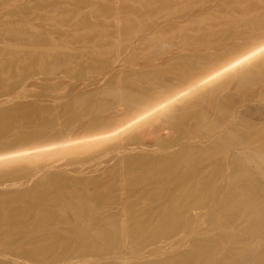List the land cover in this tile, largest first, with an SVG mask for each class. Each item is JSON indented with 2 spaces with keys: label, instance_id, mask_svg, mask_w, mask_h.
<instances>
[{
  "label": "bare ground",
  "instance_id": "bare-ground-1",
  "mask_svg": "<svg viewBox=\"0 0 264 264\" xmlns=\"http://www.w3.org/2000/svg\"><path fill=\"white\" fill-rule=\"evenodd\" d=\"M79 1L80 0L78 1L76 0V5L79 4L80 6L81 4L77 3ZM81 1L80 2L83 3L82 5H84V1H88V0H81ZM151 1L152 2H150L149 0L148 3V1L146 0L147 3L146 4L145 2L143 3V5L145 4L146 6L145 5H144L145 7L143 5L142 6L147 9L148 8L147 4L151 6L150 3H152L153 5L154 4L153 1L155 0H151ZM156 1L157 4L155 3L152 9H150L152 6L147 10H141L143 8H139L138 6L136 7V4L135 6H132V9L134 7L136 8L132 10L133 12H131V8L129 9L130 11L129 13L131 14L128 15L129 16L128 19H124L125 15L124 17L120 15L124 20H126V22L124 21L125 24L123 25H121V22H118L119 18L117 17L118 21L117 23H115L116 26L115 24L113 25L114 21L111 25L113 29L115 27L114 30L110 31V34L113 31V33L111 34L112 42L110 44L108 43L111 41L110 38H108L110 41H108L107 44H104L106 43L105 40L103 42L104 45H108V46H103V44L101 46L100 44L102 42L101 43L99 42L101 40L98 41V43H100L99 44L100 46L97 45V47L95 48L96 56H93L95 57L96 67L93 64L92 66L96 68L98 72L95 71V73L96 72L99 73L100 77L95 82L96 85H92V86H96L94 89H92V92L88 93L87 91L88 94L85 93L86 96L84 97L81 96L82 97L81 98L78 97L77 95V97L76 98L74 97L73 100L71 99L69 103L67 104L64 103V105L60 107L59 113L57 112L58 110L56 111V109H55V113L52 112L50 113L49 111L51 110L41 112L38 110L36 106H35L36 108L35 110L30 109L23 111V109L27 108L25 107L21 111L14 110V111H7L0 113V136L4 137V135L11 133V131L12 133L10 135H12L15 132H18L16 130L18 129L20 130L21 128L28 129L25 132L22 131V133H15L13 135V138H15V140L22 141V144L20 146L14 147L12 149H5L0 151V187L3 186V184L13 182L15 179H18L20 176L25 175L27 170L39 169L48 166L47 163L49 162L53 164V163L62 162L64 160H68L70 163H73L74 165V163L78 161L79 156L81 155L91 156L100 153L99 155L101 156L102 154H105L109 151H114L119 154H122V157H120L122 159L120 162H118V166L114 170V173L116 172V174L118 175L117 176L118 180L117 181L115 180L116 182L114 181L116 184L118 183L117 187L115 188H119L117 191L114 192H119L120 190L121 192L125 190L127 192L128 188L136 189V188H147V187L149 189L151 187L154 189L155 187V190H157L156 188L160 189L161 183L165 184V189H166L165 192L167 190H171V191L170 192L167 191L168 194L166 192L167 194V196L165 195L166 197L161 196L162 198L159 200V202L160 201L162 202H160L161 203L160 206L158 205L159 208H155L157 210L154 209L151 210V208L146 207L150 209V213L147 212L148 210L146 211V215L148 213L150 215V216L148 215L149 217L147 218L135 219L137 218V217L134 218L136 213L135 215L132 213L135 211L134 207H133L134 211L128 208L125 210V212L121 210L122 213H124L121 215L125 217L123 219H125L124 221H126L127 224H129V226L126 228L124 225L125 222H123L121 223V225L123 226L118 227L117 226L118 222L116 223L117 218L115 219L114 216H112V218L114 219L112 218L109 219L107 217H109L110 215L108 216L107 214L106 217L103 215L105 219L106 218L107 219L102 220L103 218L100 217L102 215H98L99 205H97L96 202L98 201L99 198L97 199L96 197L94 196L92 197L91 195L87 196L86 198H79L80 195H79L78 185L75 186V188L73 189H68L70 185H68V183L66 182L67 180L65 181L59 176H50L46 174L37 182V184L35 181L33 182L35 183L33 185L35 186V188L33 189V187L31 186L32 190L29 192H13V193L0 195V235H3L5 240H10L18 236L23 237L22 235L24 233H28L29 226H33L34 228H36V231L39 232L38 228L45 227L48 224H51L56 219H61V220H66L72 225L71 233L77 235V240H76V242L78 241L77 243L81 242L82 244L90 246L92 249L95 250H98V248H104L108 251L116 252L119 251L121 248L122 249L125 248L129 242L128 241L129 239L134 237L142 238L145 232L146 233L152 232V234L150 235L155 236V234L158 233L161 235V233L164 234L167 233L168 231L170 232L172 230L180 228L181 226H183V224L186 223V222L184 223L185 220L184 211L187 208L189 209V207L192 205L198 206L202 204V202H205L206 201L205 199H207V197L209 198V195H211L212 192L214 191L219 192L218 190H224V189L227 190V192L231 190V193L234 191V196L232 194L233 197H229L231 196L230 195L231 193L229 195L227 194L229 198H235L236 196L235 194L239 195L240 193H244V192L249 193L251 192L250 190H252L254 187L256 188L254 190L258 191L255 184L257 181H259V179L257 180V177L260 176V178L261 177L264 178V0H162V1L156 0ZM123 2L125 3V1ZM127 4L125 5L127 6ZM76 5L74 8H76ZM100 5H98V8L101 7ZM104 5L102 8L105 9L107 6L105 5L106 6L105 7ZM85 6L87 7V5ZM129 6H131V3ZM109 7L107 8L109 9ZM104 9L101 11H104ZM72 11L73 9L71 10V12ZM76 11H78V13L80 12V10L78 9L75 10V12ZM110 11L112 13L116 12L113 11V9H110L108 13ZM117 11H119V9ZM75 12H73L74 13L73 15L77 14V12L76 13ZM119 12H117L118 16L120 14ZM105 13H107L106 10ZM122 13L123 12L121 11V14ZM23 15H25V13ZM86 18H88V16H86ZM59 22L61 21L59 20ZM84 23L87 25L86 22ZM87 26H88L87 28H91V26L90 27L89 25ZM14 30L15 29L10 30L11 35L20 34L15 32ZM108 30L106 31L103 29L104 33L105 31L108 32ZM97 33L99 32L97 31ZM97 33H94L95 37L96 36L100 37V35H96ZM100 34L102 33L100 32ZM21 36H23V34ZM28 36L30 38L31 34ZM83 36H85L84 33ZM103 36L104 35H102V37ZM34 37L36 38L37 35ZM84 38L85 39L81 37L83 41L84 40L86 41L87 37ZM12 40L13 39L11 38V41ZM42 51L44 53L41 54L40 52V55H37L38 57L37 56L35 57L36 54L33 55L34 58H31V60L33 59L36 62L38 61L43 62L46 55H49L50 53L56 54V52H58L56 51V49L51 50L49 54H46L45 50ZM1 52L2 51H0V53ZM5 53H7L8 55H12L8 57V59H5L6 60L5 65H9L11 67L14 65L13 67H15V63H17V58L15 53H19V51L13 48H6ZM0 56H2V54H0ZM69 57L72 58L71 55ZM88 57L91 58L90 56ZM4 58L5 57L1 59L4 60ZM53 58L55 57L53 56ZM57 60L55 59V62H57L56 64L58 65L60 62V69L61 67L64 66L65 63L68 62L67 63L68 65L71 63V62L69 63L70 59L66 60L67 62H65L64 61L65 58H64L63 61L65 63H62L63 61L61 62V60L59 61V59ZM55 62L54 64L53 63L51 64L54 66L56 65ZM61 63L63 66H61ZM68 65L66 66L65 64L66 67H63L66 68V71L67 68H69L70 66ZM29 66H30L29 69H32L31 67L32 65ZM37 66H39V63ZM83 66L85 65H82V67ZM93 67L90 68L92 70L93 69L95 70V68ZM55 69L57 70L59 69V67L56 68L55 66ZM55 69H53L54 70L52 71L53 73L56 71ZM60 69L59 72L58 70L57 72H55L54 74L55 76H57V74L60 73V71H62ZM6 70L7 69L5 68L4 71ZM72 71L73 70L67 71L66 73L69 72L70 74V72ZM42 72L44 73V70ZM95 73L93 72V74ZM45 75H51V74L48 73ZM61 75L59 77H62ZM63 75L66 74L63 73ZM71 75L73 76L74 74L71 73ZM67 76L65 77L68 78ZM57 78L56 80H58ZM5 79L6 78H4V80ZM42 79L44 81V79L47 80L48 78H42ZM42 79L40 78V80ZM69 82H66V84ZM3 83L5 82L3 81ZM38 84H40V82ZM5 86L8 88L7 84ZM28 86L30 87V85ZM74 89H76V87ZM12 92L14 93L16 91H12ZM58 95L59 94H57L55 97L58 98ZM55 97L53 96V98ZM66 97L67 95L65 96V98ZM60 99L62 100V98ZM42 100L43 99L41 98L40 101ZM51 102L53 104V101ZM14 104H12V106ZM81 114L82 115L89 114L87 116H91L90 119H88L89 121L86 119L88 123L84 122L86 126L83 123H81L82 121L80 122L85 126L83 127V129L82 127H79L81 124L79 126L77 125V123H79V115ZM58 117L62 120V122L59 121ZM79 128L82 130H80ZM50 133H53L54 135L49 136ZM43 136H48V137L40 142L28 143V141L30 140H38L40 137L43 138ZM8 137L11 138V136ZM4 138H6V136ZM20 160L26 161L28 163L25 164H21L20 162L17 163L18 165H22V167L17 169L16 168L14 169L13 168L14 166H11L14 164L6 165L8 163L10 164L11 162L20 161ZM108 162L109 161L107 160L106 163ZM63 165H65L64 167H66L65 163H63ZM95 165H97V163ZM105 166H108V164ZM97 168L99 169V167ZM84 169H88V168H84ZM108 169L110 170V168ZM112 169L110 171H112ZM107 170L105 171L108 172ZM78 171L79 170H77V172ZM102 171L103 170H101L100 172L103 173ZM81 172L79 171V173ZM107 174L108 173H106V175ZM96 175L98 174L96 173ZM30 176H34V175H30ZM111 176H107V177H111ZM114 178L116 179V177ZM19 182L21 181H18V184ZM27 182H30V180ZM91 182L93 181L91 180ZM114 182H112V186L108 183L109 184L108 187L110 186L113 187L115 184ZM8 185L11 186V184ZM103 187L105 188V186ZM80 189H82V187ZM113 190L116 189H112V190L110 189L111 192ZM147 191H149L148 193L150 194L152 193V191L150 190ZM138 192H136V194ZM123 193L124 192H122V195ZM148 193L145 194L147 195ZM157 193L156 194L154 193L152 202L154 201L155 198L159 197V196L155 197ZM160 193L161 195H164L163 189L162 191L160 190ZM119 194H120L119 196H121V193ZM125 194L126 193H124V195ZM213 194L211 196H214ZM109 195L110 194H108V196L107 195L105 196H107L108 198ZM124 195L122 198L127 196ZM110 197L112 198V196ZM145 198L151 199L152 196ZM229 198L227 200H229ZM113 199L114 198L112 199L108 198V200L110 201ZM245 200L246 197L244 199V202H246ZM252 200L254 199L252 198ZM230 201L231 199L229 200V202L226 201V203H230L233 205V203L235 202V201L232 202L233 201L232 200L231 203ZM153 203H155V201ZM239 203L241 202L239 201ZM115 204L114 206L112 205L111 206L116 207ZM243 204L244 203H242V206ZM249 205L247 207H249ZM254 205H252L253 210L251 208V216L254 217L249 216L248 218H252V219L255 218L256 220L255 223L257 222L256 224L258 226V224L263 222L264 220V208L260 209L259 206L262 205L260 204L258 205L260 209L259 210L258 208H254ZM122 208L125 209L124 207ZM139 209L140 208H138V210ZM113 210L116 211V209ZM227 211H229V209ZM139 214H141V212ZM220 215L221 217H223L222 214H219V217ZM137 216L139 217L140 215ZM216 217L219 219L218 215H216ZM228 217L225 216V218ZM248 218H246L247 223L250 221V220L248 221ZM190 220H192L191 217ZM213 221H212L213 223H216L215 219ZM232 221L234 222V219ZM151 222H155L161 227L159 231L155 234L153 233L156 231L153 232V231L145 230V228ZM227 222L228 221H226V223ZM195 223H193L192 227H191L192 224L190 226L188 225L189 226L188 228H190L191 231L192 228L195 226ZM220 223L222 224L223 222ZM252 223L255 225L254 222ZM98 225L100 227H98ZM211 228L213 230V225L211 226ZM44 229L45 228L41 229V231ZM208 229L211 230L210 228ZM203 231L205 232V230ZM220 234H222V232ZM151 236L150 238L152 239L153 236L152 237ZM144 237L148 239L149 234L147 235V237L146 236ZM145 238L135 241L136 243L135 247L133 246L131 248V251H129L131 253V257L137 256L135 254H137L138 249L142 248L141 245L144 242H146L147 239ZM185 239L183 240V243L184 241H186ZM23 240H25V238H23ZM221 240L223 242L224 238ZM221 240H219L220 242L218 240L216 241L219 243L216 242L212 243L213 242L212 240H211L212 242L208 240H207L208 242H206L204 239V241L202 240L203 242L200 243L198 246L195 245V247L197 246L196 249L194 246H193L194 248L190 247L191 249H194L193 251H195L194 253L191 254L192 255L191 257L186 259L179 258L171 262H166L162 264L201 263L202 261L200 262L199 259L200 258L202 259V257L206 255H210L211 250L214 247L213 244L215 245L217 244L216 246L220 244L219 246L221 247L222 244ZM232 242L235 243V241ZM232 242H228V244ZM258 242H260V240ZM50 243L48 245H50L51 248H54L58 244V242L56 243L55 241L52 242V245ZM254 244L252 243V246ZM60 245H62L60 246L61 248L63 247L66 248L67 250L70 246V245L66 246L64 244H60ZM222 245H224V243ZM159 246L161 245L159 244ZM174 246H171V248L172 247L174 248ZM250 247L248 248L249 251H250ZM81 248H79V250H81ZM157 248L159 247L157 246ZM171 248L168 247V249L166 250L169 251V249ZM149 249H151V246L149 247ZM4 250L6 251V249ZM146 250H148V248H146ZM7 252L8 251H6V253ZM78 252L79 251H76V253ZM146 253H151V252H146ZM160 257L163 258V256ZM210 257L211 256H209V259ZM252 258L253 257L249 259L252 260ZM260 259L263 260V258L261 257L260 258L256 257L253 260L254 263L252 262V264H255ZM18 260L20 261L21 259ZM204 260L205 263L208 264L206 259ZM125 261L126 260L116 263L127 264ZM146 261L148 262V260ZM133 262H135L134 258H133ZM49 263L52 264L53 262L52 263L49 262Z\"/></svg>",
  "mask_w": 264,
  "mask_h": 264
},
{
  "label": "rangeland",
  "instance_id": "rangeland-1",
  "mask_svg": "<svg viewBox=\"0 0 264 264\" xmlns=\"http://www.w3.org/2000/svg\"><path fill=\"white\" fill-rule=\"evenodd\" d=\"M54 1V2H53ZM78 1V0H77ZM81 1V0H80ZM77 2V3H80L81 5L83 3L81 2ZM125 1V3L122 2ZM148 3H149V0H147ZM159 1H162V0H159ZM7 2V3H6ZM87 2V3H86ZM145 2V4L147 3L146 0H138V1H135V0H88V1H84V5H81L77 7L76 5V0H0V51H2L0 54H2V56H0V59L3 57L4 60L1 59L0 61V82L4 85H2L0 83V113L1 112H7V111H14V110H17V111H21L23 108V111L25 110H30V109H33L35 110V106L38 108L39 111L41 112H44V111H48V110H51L49 111L50 113H55V109L56 111L59 113V110H60V107L67 103H69L71 101V99L73 100L74 97L76 98L77 95L78 97H84L86 96L85 93H90L92 92V89H94L96 86H92V85H96V81L99 79L100 77V74L97 73L98 71L96 70V61H95V57L93 56H96V51H95V48L97 47V45H99L101 42V46L104 42V40L106 41V43L104 44H107L108 41H110L108 38L111 39V34H110V31L111 30H114L112 28V23L113 25L115 23H117L118 21V18H119V21L118 22H121V25L125 24L126 20L124 19H128V15L131 14L129 13V9L131 8V12H133L132 10L135 9L137 6L139 8H143L141 10H147L148 8H153V5L156 3L157 4V1H153V5L152 3H150L151 6H149V4H147V9L144 8L145 6L143 5V3ZM150 2H152L150 0ZM86 3V4H85ZM91 3V4H90ZM95 3V4H94ZM99 3V4H98ZM101 3V5H100ZM129 3V4H127ZM131 3V6H129ZM43 4V5H42ZM74 4V5H73ZM97 4V5H96ZM109 7V9L105 6ZM127 4V6L125 5ZM133 4V5H132ZM136 4V7H134L132 9V6H135ZM76 5V8H74ZM87 5V7L85 6ZM98 5H100L99 7L102 8L103 5L108 9H100L98 8ZM124 7H123V6ZM144 7H143V6ZM3 6V7H2ZM70 8H68V7ZM126 6V7H125ZM129 6V7H128ZM85 7V8H84ZM97 7V8H95ZM41 8V9H40ZM122 8V9H121ZM127 8V9H126ZM138 8V9H139ZM31 9V10H30ZM63 9V10H62ZM69 9V10H68ZM73 9V11L71 12V10ZM80 10V12L75 15H73L75 12V10ZM104 11H101L103 10ZM110 9H113V11H116V12H109L111 14L108 13V11ZM119 9V11L121 10L123 13L125 14H121V11H117ZM68 10V11H66ZM100 10V11H99ZM105 10L107 13H105ZM128 10V11H127ZM137 10V9H136ZM64 13H63V12ZM70 11V13H69ZM90 11V12H89ZM96 11V12H95ZM127 11V12H126ZM140 11V10H139ZM61 12V13H60ZM75 12V13H76ZM117 12H119V16L117 15ZM25 13V15H23ZM63 13V14H62ZM66 13V14H65ZM90 13V14H89ZM92 13V14H91ZM102 13V15H101ZM128 13V14H127ZM42 14V15H41ZM69 16H68V15ZM83 14V15H82ZM89 14V15H88ZM99 16H97V15ZM114 14V16H113ZM46 15V16H45ZM73 17H72V16ZM124 17H127L124 19L121 17V16ZM75 16V17H74ZM80 16V17H79ZM86 16H88V18H86ZM94 16V17H93ZM113 16V17H112ZM79 17V18H78ZM118 17V18H117ZM64 18V20H63ZM66 18V19H65ZM77 18V19H76ZM45 19V20H44ZM53 19V20H51ZM82 19V21H81ZM20 20V21H19ZM59 20L62 22H59ZM121 20V21H120ZM18 21V22H17ZM43 21V22H42ZM91 21V22H90ZM97 21V23H96ZM104 21V22H103ZM125 21V22H124ZM13 22V23H12ZM70 22V23H69ZM86 22L87 25H89V27L91 26V28H87L88 26L84 23ZM20 23V24H19ZM23 23V25H22ZM66 23V24H65ZM82 23V24H81ZM84 23V25H83ZM95 23V24H94ZM109 23V24H108ZM9 24V26H8ZM12 24V25H11ZM16 24V25H15ZM11 25V26H10ZM79 25V26H78ZM86 25V26H85ZM106 25V26H105ZM110 25V26H108ZM7 26V28H6ZM27 26V27H26ZM96 26V27H94ZM116 26V24H115ZM13 27V28H12ZM84 27V28H83ZM94 27V28H93ZM4 28V29H3ZM79 28V29H78ZM104 30H108V32L105 31V34L103 29ZM15 29L14 31L17 32V33H20V34H17V35H11L10 34V30H13ZM93 29H96V30H93ZM101 29V30H100ZM24 32L25 33V36H24V33L20 32V31ZM26 30V31H25ZM5 31V32H4ZM7 31V33H6ZM90 31V32H89ZM97 31L99 33H97ZM27 32V33H26ZM30 32V33H29ZM89 32V33H88ZM100 32L102 34H100ZM82 33V34H81ZM83 33L85 34V36H83ZM94 33H97L96 35H100L99 36H96L95 37V34ZM23 34V36H21ZM31 34L30 38L28 35ZM81 34V36H80ZM94 34V35H93ZM110 34V36H109ZM37 37L35 38L34 36ZM91 35V36H89ZM102 35H104L102 37ZM94 36V37H93ZM106 36V37H105ZM16 37V38H15ZM76 37V38H75ZM81 37L83 39H85L84 37H87L86 38V41L83 39H81ZM88 37H89V40H88ZM90 37H93V38H90ZM10 38V39H9ZM11 38L13 39L11 41ZM33 38V39H32ZM8 39V40H6ZM18 39V40H17ZM21 39V40H20ZM72 39V40H71ZM75 39V40H74ZM108 39V40H107ZM26 40V42H25ZM77 40V41H76ZM78 40H79V43H78ZM92 40V42H91ZM101 40V41H99ZM21 41V42H20ZM74 43H73V42ZM98 41L100 43H98ZM11 42V44H10ZM41 42V43H39ZM52 42V43H51ZM83 42V43H82ZM112 42V39L110 42H108L109 44ZM76 43V44H75ZM35 44V45H34ZM103 46H108V45H104ZM68 45V46H66ZM99 45V46H100ZM47 46V47H46ZM53 46V47H52ZM61 46V47H60ZM36 47V48H35ZM84 47V48H81ZM6 48H13L17 51H19V53H15L16 54V58H17V63H15V67H11L9 65H5V59H8V57L12 56V55H8L7 53H5V50ZM49 48V49H48ZM71 48V49H70ZM89 48V49H88ZM91 48V49H90ZM32 49V50H31ZM41 51H40V50ZM53 49H56V54H51V50ZM73 49V50H72ZM42 50H45V53L46 54H49V55H46L45 56V59L43 62H36L31 60V58H34L33 55H35V57L37 55H40V52L41 54L44 53ZM48 50V52H47ZM75 50V51H74ZM85 50V51H84ZM21 51V52H20ZM40 51V52H39ZM78 51V52H77ZM80 51V52H79ZM90 51V52H88ZM93 51V52H91ZM87 53H90V54H85ZM93 53V54H91ZM72 56V58H70L69 56L70 55ZM26 55V56H25ZM83 55V56H82ZM53 56L55 58H53ZM60 56V57H59ZM64 56V57H63ZM88 56H90L91 58H89ZM28 57V58H27ZM38 57V56H37ZM93 57V58H92ZM65 58V60H64ZM24 59V60H23ZM29 59V60H28ZM55 59H59V61L61 60V62L64 60L65 62H67L66 60L70 59L69 61V65L67 63H65L64 61L62 63H65L66 66L68 65L69 68H67V71H71L73 70L72 72H69L66 73V68H63V67H66L65 64L64 66L62 65L61 63V69H60V62H59V65L56 64L58 62H55ZM79 59V60H78ZM94 59V60H93ZM97 59V58H96ZM49 60V61H48ZM85 60V61H84ZM88 62H87V61ZM3 61V62H2ZM47 61V62H46ZM53 61V62H52ZM26 62V63H25ZM33 64H32V63ZM45 62V63H44ZM56 65H52L51 63H53ZM86 62V63H85ZM20 63V64H19ZM39 63V66H37ZM50 65H48V64ZM76 63V64H75ZM89 63V64H88ZM91 63V64H90ZM17 64V65H16ZM19 64V65H18ZM47 64V65H46ZM87 64V66H86ZM92 64L95 66L93 67ZM6 67H4V66ZM25 65V67H24ZM29 65H32V69H29ZM52 65V66H51ZM59 67L60 70V73H56L57 76H55V72H59V69H55V66L56 68ZM78 65V66H77ZM82 65H85L82 67ZM48 66V68H47ZM55 69L56 71L53 73L52 71H54L53 69ZM76 66V67H75ZM45 67V68H44ZM75 67V68H74ZM93 67L95 68V70L90 69L89 68ZM5 68L7 69L6 71ZM15 68V69H14ZM34 68V69H33ZM36 68V69H35ZM74 68V69H72ZM15 71H13V70ZM22 69V70H21ZM29 72H28V70ZM43 69L44 70V73L41 71ZM51 69V70H50ZM81 69V70H80ZM20 70V71H19ZM34 70V71H33ZM38 70V71H37ZM65 70V71H64ZM83 70V71H82ZM11 71V72H10ZM40 71H41V74H40ZM49 71V72H47ZM81 73H80V72ZM95 71H97L95 73ZM13 72V73H12ZM38 74H36V73ZM77 72V73H76ZM93 72L95 74H93ZM16 73V74H15ZM50 73L51 75H45V74H48ZM53 73V74H52ZM66 74V75H63ZM74 74L73 76L71 75ZM84 73V74H83ZM90 73V74H89ZM33 74V75H32ZM45 76H44V75ZM62 74V75H61ZM93 74V75H92ZM99 74V75H98ZM62 76V77H59V76ZM68 75V76H67ZM38 76V77H37ZM65 76H67L68 78H66ZM73 78H72V77ZM79 76V77H78ZM25 77V78H24ZM35 77V78H34ZM59 77V78H57ZM83 77V78H82ZM98 77V78H96ZM4 78H6L4 80ZM9 78V79H8ZM33 78V79H32ZM40 78H48L47 80L43 79L40 80ZM52 78V79H51ZM56 78L58 80H56ZM62 78V79H61ZM88 78V79H87ZM90 78V79H89ZM55 79V80H54ZM27 80V81H26ZM50 80V81H48ZM64 80V81H63ZM3 81L5 83H3ZM62 81V82H61ZM70 81V82H69ZM93 81V82H92ZM27 82V84H26ZM34 82V83H33ZM37 82V83H36ZM40 82V84H38ZM45 82V83H44ZM48 82V83H47ZM66 82H69L66 84ZM87 82V83H86ZM9 83V84H8ZM34 87L33 86V84ZM59 83V84H58ZM84 83V84H83ZM92 83V84H91ZM94 83V84H93ZM8 85V88L5 86V85ZM64 84V85H63ZM91 84V85H89ZM30 85V87L28 86ZM32 85V86H31ZM58 85V86H57ZM74 85V86H73ZM3 86V87H2ZM5 86V87H4ZM14 87V88H13ZM27 87V88H26ZM33 87V88H32ZM76 87V89H74ZM5 88V89H4ZM11 88V89H10ZM42 88V89H41ZM45 88V89H44ZM47 88V89H46ZM55 88H59L58 90L55 89ZM70 88V89H69ZM80 88V89H79ZM3 89V90H2ZM27 89V90H26ZM44 89V90H43ZM61 89V90H60ZM79 89V90H78ZM50 90V91H49ZM57 90V91H55ZM68 90V91H67ZM91 90V91H89ZM12 91H16V92H12ZM77 91V92H76ZM75 92V93H73ZM61 93V95H60ZM64 93V94H63ZM87 93V94H88ZM9 94V96H8ZM11 94V95H10ZM57 94L58 95V98L55 97ZM67 95V97L65 98V96ZM27 95V96H26ZM53 96L55 98H53ZM23 97V98H22ZM49 97V98H47ZM51 97V98H50ZM70 97V98H69ZM81 97V98H82ZM41 98L43 99L42 101ZM45 98V99H44ZM53 98V99H52ZM60 98H62V101ZM65 98V99H63ZM68 98V99H67ZM6 99V100H5ZM13 99V100H12ZM47 99V100H46ZM51 99V100H50ZM59 101H58V100ZM36 102H35V101ZM39 100V101H37ZM3 101V103H2ZM53 101V104L52 102ZM55 101V102H54ZM42 102V103H40ZM50 102V103H49ZM17 105H15V104ZM57 103V104H55ZM63 103V104H62ZM12 104L14 105L12 106ZM55 104V105H54ZM40 105V106H39ZM19 106V107H18ZM21 106V107H20ZM34 106V107H33ZM42 106V107H41ZM14 107V108H12ZM29 107V108H28ZM21 108V109H19ZM51 108V109H49ZM53 108V109H52ZM4 109V110H3ZM54 112H53V111ZM80 113V111H79ZM54 115V114H53ZM89 114H85V115H79V123H77V125L79 126L81 123H83L85 125L84 122L88 123L87 120L90 119L91 116H87ZM85 118H84V117ZM87 116V117H86ZM59 118V117H58ZM84 118V119H83ZM82 119V120H80ZM87 119V120H86ZM86 120V121H85ZM59 121L62 122V120L59 118ZM82 121V122H81ZM89 121V120H88ZM81 122V123H80ZM83 124H81L79 127H85ZM78 128V127H77ZM22 129H25V130H22ZM80 129V128H79ZM80 129V130H82ZM28 129L27 128H21L20 130H16L18 132H15V133H22L27 131ZM14 132V131H13ZM12 133V131H11ZM11 133H8L6 135H4V137L6 136V138H4L3 136H0V151L2 150H5V149H12L14 147H18L22 144V141H18V140H15V138H13V135L15 134H12L10 135ZM43 135V134H42ZM54 134L53 133H50L49 136H53ZM8 136H11L8 137ZM8 137V138H7ZM48 136H43L40 137L38 140H30L28 141V143H35V142H40V141H43L45 140V138H47ZM4 138V140H3ZM7 139V140H5ZM9 146V147H8ZM100 154V153H99ZM98 153L95 154V155H91V156H86V155H81L79 156V159L76 163H70L68 160H64L62 162H59V163H47L48 166L46 167H42V168H39V169H31V170H27L25 175H22L20 176L18 179H15L13 182H10V183H7V184H3V186L0 187V195H3V194H8V193H13V192H29L32 190V187L33 189L35 188V186H33L35 183H33L34 181L37 182L43 177L45 176L46 174L47 175H50V176H59L61 177L63 180H67L66 182L68 183L69 188L68 189H73L75 188V186H79V198H86L87 196L91 195L92 197H96L98 199V201L96 202L97 205H99L98 207V215H102L100 217H102L103 219L102 220H106L107 218H112V216H114V218L116 220V223L118 222L117 226H123L121 225V223L125 222L124 225L125 227L127 228L129 226V224H127L126 221H124L125 218L123 215L121 214H124L122 213L125 212V210L128 208L132 211H135L132 212L134 215L136 213V215L134 216L137 217L135 219H141V218H147L149 217V213H150V209L146 208V207H149L151 208V210H157L155 208H159L158 205L160 206V201L159 200L162 198V197H166L168 192H170L171 190H167V194L165 192V184L164 183H161L160 184V189L159 188H156L158 190V193H157V190H155V187L154 189L151 187L150 189L147 187V188H128L127 189V192L126 190L125 191H122L124 193H126L125 196L124 193L123 195L125 196L124 198L123 195H122V192L121 190L119 192H114V191H117L119 188H115L117 187V184L115 183L118 178H117V174L116 172L114 173V170L116 169V167L118 166V162L121 161L122 158V154H119L117 152H114V151H109L105 154H102L101 156L99 155ZM119 155V156H117ZM100 156V157H99ZM113 156V157H112ZM117 156V157H115ZM112 158V159H111ZM111 159V160H110ZM107 160L109 161L108 163ZM113 160V161H112ZM68 161V162H67ZM112 161V162H111ZM21 163V164H25V163H28L26 161H14V162H11L10 164H6V165H11V164H14V165H11V166H14L13 168L17 169V168H20L22 167V165H18L17 163ZM67 162V163H66ZM88 162V163H87ZM102 162V163H101ZM117 162V163H116ZM52 165H51V164ZM63 163L66 164V167H64L65 165H63ZM97 163V165H95ZM63 166H62V165ZM76 164V165H75ZM99 164V165H98ZM108 164V166H105V165ZM116 166H115V165ZM17 165V166H16ZM68 165V166H67ZM70 165V166H69ZM89 165V166H88ZM23 166H26V165H23ZM62 166V167H61ZM83 166V167H82ZM64 167V168H63ZM76 167V168H74ZM97 167H99V169L103 170L102 172L105 173L108 168H110V170L112 169V171H110L109 169L107 170L108 173L106 175L101 173ZM51 168V169H49ZM55 168V169H54ZM67 168V169H66ZM79 168V169H78ZM81 168V169H80ZM84 168H88V169H84ZM105 168V170H104ZM41 169V170H40ZM70 169V170H68ZM74 169V170H72ZM76 169V170H75ZM84 171H83V170ZM36 170H39V171H36ZM73 172H72V171ZM77 170H79L81 173H79V171L77 172ZM99 171V172H98ZM110 171V172H109ZM33 172V173H31ZM72 172V173H71ZM83 172H86V173H83ZM71 173V174H70ZM77 173V175H76ZM96 173L98 175H96ZM100 173V174H99ZM110 173V175H109ZM113 174V175H112ZM28 175V177H27ZM30 175H34V176H30ZM41 175V176H40ZM113 177H112V176ZM32 180H31V178ZM100 176V177H99ZM107 176H111V177H107ZM25 177V178H24ZM107 177V178H106ZM116 177V179L114 178ZM39 178V179H37ZM103 178V179H102ZM112 178V179H111ZM37 179V180H36ZM102 179V180H101ZM259 179V181L256 182L255 180V184H256V187L258 189L257 190H254L256 189L255 187L250 190L251 192H244V193H240L239 195L238 194H235V198H229V197H233L234 196V191L231 193V190H229L227 192V190H218L219 192L217 191H214L212 192V194L214 196H211L209 195V198L207 197V199H205L206 201L205 202H202V204L200 205H192L189 207V209L187 208L185 211H184V216H185V220H184V223L183 226H181L180 228H177L175 230H172V231H168L167 233H161V235L158 233V234H155L159 231V229L161 228L158 224H156L155 222H151L150 224H148V226L145 228V230H149V231H156L154 232L152 235L153 238L151 239L150 238V234H152V232H149V233H146L143 234V237L142 238H131L129 239L128 241V244L126 245L125 248H121L119 251H108L104 248H98V250H95V249H92L90 246H87V245H84L82 244L81 242L77 243L76 240H77V235L76 234H72L71 231H72V225L67 222L66 220H61V219H56L55 221H53L51 224H48L47 226L45 227H41V228H38V231H36V228H34L33 226H29L28 227V233H24L22 236L23 237H15V238H12L10 240H5V238L3 237V235H0V264H50L49 262H53L54 264H117L118 262H121L123 260H126L125 262L127 264H162V263H166V262H171L173 260H176V259H186V258H189L191 257L192 253H194L195 251H193L194 249H191L190 247L194 248L195 245H199L200 243H202L205 239L206 242L210 241L212 243L216 242L217 240H221L224 238V241L222 242V244L224 243V245L221 244V247L219 246L220 244H218V246H216L215 244L213 249L211 250V253L210 255H206L204 257H202V259L200 258V262L202 264H207L205 263V260L208 262V264H252V262L254 263V259L257 257V258H263V260H258V262H256L255 264H258L259 262L261 264H264V220L263 222L259 223L258 226H257V222L255 223V218H248L249 216L250 217H254V216H251V208L253 210V206L254 205V208H258L260 207V209H263L264 208V178H260L257 177V180ZM30 182H27L29 181ZM86 180V181H85ZM88 180V181H87ZM91 180L93 182H91ZM107 180V182H106ZM116 180V181H115ZM18 181H21L19 182L18 184ZM23 181V182H22ZM71 181V182H70ZM115 181V182H114ZM16 182V183H15ZM86 182V183H85ZM101 182V183H100ZM112 182H114V188L111 187L112 186ZM14 183V184H13ZM27 183V184H25ZM92 183V184H91ZM107 183V185H106ZM111 185L110 187H108L109 184ZM8 184H11L8 185ZM17 184V185H15ZM25 184V185H24ZM29 184V185H28ZM105 184V185H104ZM9 187H8V186ZM24 185V187H23ZM95 185V186H94ZM116 185V186H115ZM13 186V187H12ZM30 186V188H29ZM32 186V187H31ZM105 186V188L103 187ZM107 186V188H106ZM259 186V187H258ZM11 187V188H10ZM23 187V188H22ZM82 187V189H80ZM94 187V188H93ZM84 188V189H83ZM101 190H100V189ZM116 189V190H113L112 192L110 191V189ZM93 189V190H92ZM95 189V190H94ZM107 189V190H106ZM109 189V190H108ZM139 189V190H138ZM152 189V190H151ZM163 189V193L164 195H161L160 193V190L162 191ZM91 190V191H90ZM139 192H138V191ZM143 190V191H142ZM147 190H150L152 191V195L150 193H148L149 191ZM110 191V192H109ZM221 191V192H220ZM255 191V192H254ZM97 192V193H96ZM109 192V193H108ZM130 192V193H128ZM134 192V193H133ZM136 192H138L136 194ZM226 192V193H225ZM105 193V194H104ZM115 193V194H114ZM121 193V196H119ZM128 193V194H127ZM145 193H148L147 195ZM154 193L157 195L156 196H159L157 198L154 199L155 203L152 202L153 200V195ZM217 193V194H216ZM231 193V194H230ZM247 193H248V197L247 196ZM251 193V194H250ZM256 193V194H255ZM98 194V195H97ZM104 194V195H103ZM109 195V199H112L114 198L113 200H108L107 196ZM130 194V195H129ZM135 196H134V195ZM141 194V195H140ZM143 194V195H142ZM150 194V195H149ZM221 197H220V195ZM230 194L231 196L228 197V195ZM233 194V196H232ZM254 194V196H253ZM107 195V196H105ZM118 195V196H117ZM140 195V197H139ZM166 195V196H165ZM241 195V196H240ZM246 197V202H244V199ZM112 196V198L110 197ZM149 196H152V198L148 199V198H145V197H149ZM162 196V197H161ZM223 196V198H222ZM243 196V197H242ZM116 197V199H115ZM143 197V199H142ZM217 197V198H216ZM229 200L231 199L233 203L230 204V203H226V201L229 202V200H227L228 198ZM257 197V198H256ZM102 198V199H101ZM128 198V199H127ZM138 198V199H137ZM145 198V199H144ZM221 198V199H220ZM226 198V199H225ZM242 198V199H241ZM252 198L254 200H252ZM122 199V200H121ZM141 199V200H140ZM239 199V200H238ZM242 201H241V200ZM102 200V201H101ZM106 200V201H105ZM134 200H137V201H134ZM151 200V202H150ZM158 200V201H157ZM212 200V201H211ZM248 200V201H247ZM109 201V202H108ZM125 201V202H124ZM134 201V202H132ZM230 201V202H231ZM239 201L241 203H239ZM104 202V203H103ZM231 202V203H232ZM251 202V203H250ZM260 202V203H259ZM262 202V203H261ZM113 203V204H112ZM117 203V204H115ZM123 203V204H122ZM242 203H246L245 205L243 204L242 206ZM250 203V205H249ZM103 204V205H102ZM108 204V205H107ZM115 206L116 207H112V206ZM137 204V205H136ZM149 204V205H148ZM155 204V205H154ZM230 204V205H229ZM241 204V205H240ZM262 204L261 206L258 207V205ZM101 205V207H100ZM112 205V206H111ZM225 205H228V206H225ZM249 205V207H247ZM108 206V207H107ZM153 206V207H152ZM204 206V207H203ZM230 206V207H229ZM236 206V207H235ZM245 206V207H244ZM107 207V208H105ZM122 207H124L125 209H123ZM134 207V209H133ZM192 207V208H191ZM200 207H203V208H200ZM233 207V208H232ZM240 207V209H239ZM104 208V209H103ZM110 208V209H109ZM138 208H140L138 210ZM146 208V209H144ZM227 208V209H225ZM231 208V209H230ZM246 208V209H245ZM250 208V209H249ZM97 209V208H96ZM103 209V210H102ZM113 209H116L113 210ZM120 209V210H119ZM229 209V211H227ZM236 209V210H235ZM259 209V210H260ZM111 210V211H110ZM114 212H113V211ZM122 210V211H121ZM143 210V211H142ZM148 210V211H147ZM197 212H195V211ZM233 210V211H232ZM239 210V211H238ZM248 210V211H247ZM258 210V211H259ZM110 211V212H108ZM138 211V212H136ZM146 211L149 212L147 215H146ZM120 212V213H119ZM141 212V214H139ZM222 212V213H221ZM226 212V214H225ZM241 212V213H240ZM249 212V213H248ZM244 213V214H243ZM106 219L105 217L107 216ZM120 214V215H119ZM214 214V215H213ZM219 214H222L223 217H219ZM231 214V216H230ZM250 214V215H249ZM105 217H104V216ZM137 215H140L139 217ZM145 215V216H144ZM149 215V216H148ZM196 215V216H195ZM216 215H218L219 219L216 217ZM238 215V216H237ZM242 215V216H241ZM123 216V217H122ZM194 218H193V217ZM214 216V217H213ZM228 217V218H225ZM190 217L192 220H190ZM232 217V218H231ZM240 219H239V218ZM112 218V219H114ZM120 218V219H119ZM248 218V223H247V219ZM215 219V222L216 223H213ZM234 219V222L232 221ZM237 221H236V220ZM253 221H252V220ZM119 220V221H118ZM123 220V221H122ZM187 220H188V223H187ZM203 220V221H202ZM210 220V221H209ZM213 222H212V221ZM66 221V222H65ZM192 223H191V222ZM195 221V222H193ZM207 223H206V222ZM226 221H228L226 223ZM232 221V222H231ZM60 222V223H59ZM220 222H223L222 224ZM245 222V223H244ZM254 222L255 225L252 223ZM192 225H191V224ZM193 223H195V226L192 228V231L190 230V228H188L190 225L191 227L193 226ZM202 223V224H201ZM213 223V224H212ZM62 224V225H61ZM211 224V225H210ZM217 224V225H216ZM218 224H221V225H218ZM234 224V225H233ZM251 224V225H250ZM263 224V225H262ZM66 225V226H65ZM189 225V226H188ZM210 225V227H209ZM213 225V230L211 228V226ZM215 225V226H214ZM226 227L229 226V227ZM242 225V226H241ZM55 226V227H53ZM218 226V227H217ZM225 228H224V227ZM231 226V227H230ZM233 226V228H232ZM49 227V228H47ZM53 227V228H52ZM98 227H100L98 225ZM184 227H187V228H184ZM199 227V228H198ZM207 227V228H206ZM215 227V229H214ZM223 227V228H222ZM240 227V228H239ZM254 227V229H253ZM263 227V229H262ZM34 228V229H33ZM45 228L44 230L41 231V229ZM60 228V229H59ZM208 228H210L211 230H209ZM242 228V229H241ZM246 228V229H245ZM250 228V230H249ZM158 229V230H156ZM231 229V230H230ZM252 229V231H251ZM260 229V230H258ZM64 230V231H63ZM186 230V231H184ZM202 230V231H201ZM205 230V232L203 231ZM208 230V231H207ZM236 230V231H234ZM238 230V231H237ZM242 230V231H241ZM249 230V231H248ZM257 230V231H256ZM34 231V232H33ZM182 231V232H181ZM201 231V232H200ZM220 231V232H219ZM33 232V233H32ZM53 232V233H52ZM185 232V233H184ZM219 232V233H217ZM222 232V234H220ZM227 234H225V233ZM233 232V233H232ZM244 232V234H243ZM246 232V233H245ZM261 234H260V233ZM32 233V234H31ZM70 233V234H69ZM183 233V234H182ZM187 233V235H186ZM190 233V234H189ZM236 233V234H235ZM252 233V234H251ZM31 234V235H30ZM49 234V235H48ZM149 234V237L148 239L145 238L144 236L147 237V235ZM168 236H167V235ZM189 234V235H188ZM211 234V236H210ZM219 234V235H218ZM239 234H242V235H239ZM74 237H73V236ZM76 235V236H75ZM177 235V236H176ZM179 235V236H178ZM230 235V236H229ZM237 235V236H236ZM246 237H245V236ZM258 237H257V236ZM28 236V237H27ZM54 236V237H53ZM68 236V237H67ZM70 236V237H69ZM151 236V237H152ZM173 236V238H172ZM214 236V237H213ZM220 236V237H219ZM226 236V237H225ZM228 236V237H227ZM233 236V237H232ZM244 236V237H243ZM249 236V237H247ZM263 236V237H262ZM162 237V238H161ZM176 237V239H175ZM217 237V238H216ZM230 237V238H229ZM23 238H25V240H23ZM147 239L146 242H144L141 247L143 248H140L137 250V256H132L131 257V253L129 251H131V248L134 246L135 247V241L137 240H141V239ZM150 238V239H149ZM158 238V239H157ZM187 238V239H185ZM211 238V239H210ZM248 238V239H247ZM186 240L184 241L183 243V240ZM208 241H207V240ZM233 239V240H232ZM235 239V240H234ZM247 239V241H246ZM260 242H258L257 240ZM262 239V240H261ZM165 242H164V241ZM168 240V241H167ZM174 240V241H173ZM203 240V241H202ZM212 240V241H211ZM241 240V242H240ZM249 240V241H248ZM252 240V241H251ZM20 241V242H19ZM25 241V242H24ZM58 242V244L54 247V248H51L50 245H48L50 242V244L52 245V242ZM67 243H66V242ZM72 241V243H71ZM201 241V242H200ZM232 241H235L232 242ZM239 241V242H238ZM246 241V242H245ZM43 242V243H42ZM64 242V243H63ZM163 242V243H162ZM198 242V244H197ZM220 242V241H219ZM219 242H216V243H219ZM228 242H232V243H229ZM238 242V243H237ZM18 243V244H17ZM72 245H70V244ZM81 243V244H80ZM166 243V244H164ZM172 243V244H171ZM179 246H178V244ZM228 245H227V244ZM246 243V244H245ZM252 243L254 244L252 246ZM20 244V245H19ZM60 244H64V245H70L68 250L66 248H61ZM159 244L161 246H159ZM168 244V245H167ZM249 244V245H248ZM259 244V246H258ZM63 245V246H64ZM130 245V246H129ZM166 247H164V246ZM174 246V248L171 246ZM253 247L251 248L250 247ZM151 246V249H149V247ZM155 248H154V247ZM157 246L159 248H157ZM163 246V247H162ZM194 246V247H193ZM197 246L195 247V249L197 248ZM233 246V247H232ZM235 246V248H234ZM19 247V248H18ZM25 247V248H24ZM82 247V248H81ZM169 249L166 250V249ZM216 247V248H215ZM220 247V248H219ZM250 247V251H249V248ZM258 247V248H257ZM23 248V249H22ZM79 248H81V250H79ZM146 248H148V250H146ZM155 250H153V249ZM222 248V249H221ZM6 249V251H8L6 253V251L4 250ZM28 249V250H26ZM128 249V250H127ZM160 249V250H159ZM176 249V251H175ZM225 249V250H224ZM230 249V250H229ZM244 249V250H243ZM259 249V250H257ZM26 250V252H25ZM30 250V251H29ZM124 250V251H123ZM141 250V251H140ZM146 250V251H145ZM157 250V251H156ZM172 250V251H171ZM218 250V251H216ZM239 250V251H238ZM249 252H248V251ZM251 250H252V253H251ZM5 251V252H4ZM24 251V252H23ZM29 251V252H28ZM32 251V252H31ZM36 251V252H35ZM41 251V252H40ZM76 251H79L78 253H76ZM81 251V252H80ZM97 251V252H96ZM102 251V252H101ZM165 251V252H164ZM192 251V252H191ZM214 253H213V252ZM141 252V253H140ZM146 252H151V253H146ZM231 254H230V253ZM91 253V254H90ZM103 253V254H102ZM139 253V254H138ZM208 253V254H209ZM221 253V254H220ZM30 256H29V255ZM77 254V255H76ZM114 254V255H113ZM118 254V255H117ZM147 254V255H146ZM218 256H217V255ZM230 254V255H229ZM241 254V255H240ZM9 255V257H8ZM75 255V256H74ZM116 255V256H115ZM124 255V256H123ZM126 255V257H125ZM130 255V256H129ZM139 255V256H138ZM215 255V256H214ZM226 255V256H225ZM229 255V256H228ZM236 255V256H235ZM237 255H238V258H237ZM243 255V256H242ZM246 258H245V256ZM28 256V257H27ZM64 256V257H62ZM103 256V257H102ZM107 256V257H106ZM112 256V257H111ZM143 256V258H142ZM156 256V257H154ZM160 256H163L160 257ZM208 256V257H207ZM209 256L210 259H209ZM222 256V257H221ZM232 256V257H231ZM241 256V257H240ZM263 256V257H262ZM15 259H13V258ZM62 257V258H60ZM70 257V258H69ZM106 257V258H105ZM131 257V258H130ZM158 257V258H157ZM226 257V259H225ZM240 257V258H239ZM252 258L249 259V258ZM26 258V259H25ZM53 258V259H52ZM59 258V259H58ZM133 258L135 259V262H133ZM153 258V259H152ZM157 258V259H156ZM162 258V259H161ZM167 258V259H166ZM232 258V259H231ZM18 259H21L20 261ZM65 259V260H64ZM132 259V260H131ZM137 259V260H136ZM156 259V260H155ZM214 259V260H213ZM24 262H23V261ZM47 260V261H46ZM55 260V262H54ZM60 260V261H58ZM115 260V261H114ZM119 260V261H118ZM121 260V261H120ZM130 260V261H129ZM148 260V262L146 261ZM152 260V261H151ZM162 260V261H161ZM169 260V261H168ZM204 260V261H203ZM227 260V262H226ZM242 260V261H241ZM249 260V261H248ZM26 261V263H25ZM58 261V262H57ZM67 261V262H66ZM132 261V262H131ZM139 261V262H137ZM142 261V262H141ZM146 261V263H145ZM29 262V263H28ZM110 262V263H109ZM117 262V263H116ZM130 262V263H129ZM230 262V263H229ZM239 262V263H238ZM52 263V264H53ZM201 263H198V264H201ZM259 263V264H260Z\"/></svg>",
  "mask_w": 264,
  "mask_h": 264
}]
</instances>
